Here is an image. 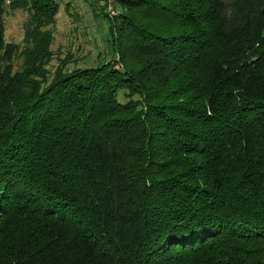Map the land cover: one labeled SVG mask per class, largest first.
Masks as SVG:
<instances>
[{"label":"trees","instance_id":"trees-1","mask_svg":"<svg viewBox=\"0 0 264 264\" xmlns=\"http://www.w3.org/2000/svg\"><path fill=\"white\" fill-rule=\"evenodd\" d=\"M61 1L0 0V264H264V0H117L51 72Z\"/></svg>","mask_w":264,"mask_h":264},{"label":"rangeland","instance_id":"rangeland-1","mask_svg":"<svg viewBox=\"0 0 264 264\" xmlns=\"http://www.w3.org/2000/svg\"><path fill=\"white\" fill-rule=\"evenodd\" d=\"M60 1V0H59ZM69 0L60 2L61 8L57 14L55 26V57L49 68L54 72L60 62V57L71 55L68 67L85 66L87 64L95 65L103 59L110 60L114 54L109 41L110 19L104 15L105 5L109 6L110 0H70L78 13L76 15L68 14L64 5ZM117 0H113V5ZM28 18L27 12L19 9L9 10L6 15L8 39L13 42L22 41L24 25ZM77 26V30L73 27ZM108 34V35H107ZM74 36V37H73ZM74 38H77L75 41ZM89 51V52H88ZM99 51H102L101 60L95 61ZM70 53V54H68Z\"/></svg>","mask_w":264,"mask_h":264},{"label":"built area","instance_id":"built-area-1","mask_svg":"<svg viewBox=\"0 0 264 264\" xmlns=\"http://www.w3.org/2000/svg\"><path fill=\"white\" fill-rule=\"evenodd\" d=\"M108 5H109V6L106 7L107 12H108L109 14H115V13H116V10H115V8H114L115 5H113V0H110Z\"/></svg>","mask_w":264,"mask_h":264}]
</instances>
